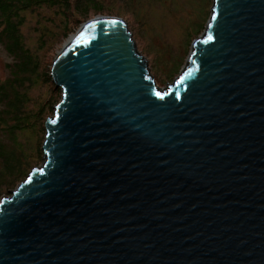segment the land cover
Wrapping results in <instances>:
<instances>
[{"label":"water","instance_id":"1","mask_svg":"<svg viewBox=\"0 0 264 264\" xmlns=\"http://www.w3.org/2000/svg\"><path fill=\"white\" fill-rule=\"evenodd\" d=\"M51 76L45 162L0 202V264H264V0H214L167 89L106 15Z\"/></svg>","mask_w":264,"mask_h":264},{"label":"rangeland","instance_id":"2","mask_svg":"<svg viewBox=\"0 0 264 264\" xmlns=\"http://www.w3.org/2000/svg\"><path fill=\"white\" fill-rule=\"evenodd\" d=\"M209 1L210 7H206L207 0H199L198 3H196V0H142V3L138 7L140 16L138 20L128 7V0H105V12L104 14H99V16H118L127 22L128 29L135 40L138 52L148 61L151 75L160 88L167 89L180 75L190 55L194 39L189 41L187 37H199L204 32L196 35V24H200L201 26L202 24L207 25L214 0ZM24 19L25 23L21 31L24 35L27 48H30L32 52H37L39 55L45 54L46 47H41L39 45V38L46 28L51 27V24L54 22L59 23L61 18L58 17L53 10L43 7L39 10L29 11L25 14ZM66 41L55 45V49L52 47L49 49V54L52 55V57L48 59L50 61V76L54 60L64 47ZM15 61L16 59L10 56L0 44V85L8 80H12V68ZM173 63H177L179 67V72L176 74V67H174ZM172 75L174 76L170 79ZM34 78L35 76H33L30 82H27V85L24 86L23 89V91L27 92L29 98V103L27 105L28 111H35L38 103L41 101L45 102L44 100L47 98V101H49L51 96H53V101L56 99L57 102L61 101L62 91L60 88H56V92L59 93L56 94L49 90L50 86L48 87L45 82L42 84V80L39 78L38 82L33 83ZM51 82L53 83L51 85L55 88L56 85L52 80V76ZM47 107H49V105ZM55 107L52 112L50 111V113L45 114L44 118L39 122L40 125L42 122H44L45 125L47 119L54 116ZM16 108V106H12L10 108L11 113H15ZM35 121V118L32 116L20 121L24 126H28L25 131H29L26 132V136H22V139L25 144L29 141V146L34 149L36 148V150L39 149L41 152L45 141L46 130L44 135ZM2 128L3 127H0V140L5 138L11 149L10 151H4L3 156L13 160L18 159L20 157L19 153L25 150L24 146L18 144V141H21V136L19 133L10 130L14 128L13 125L8 127L5 131H2ZM13 137L15 140L14 145L10 140V138L13 140ZM44 162L45 159L43 157V160L40 161L38 165L34 166V168L41 166ZM20 184L21 183H19L18 186ZM16 188L4 190L5 193L1 200L4 197H10L11 192L16 190Z\"/></svg>","mask_w":264,"mask_h":264},{"label":"trees","instance_id":"3","mask_svg":"<svg viewBox=\"0 0 264 264\" xmlns=\"http://www.w3.org/2000/svg\"><path fill=\"white\" fill-rule=\"evenodd\" d=\"M198 1L196 0V3ZM141 3L142 0H128L127 3L138 20L140 18L138 7ZM43 7L53 10L61 19L59 23H52L51 27L46 28L40 36L39 45L46 47V53L39 55L27 48L21 28L25 23L26 13ZM206 7H210L209 0H207ZM104 12L105 0H0V44L10 56L16 59L12 68V80L0 85V127H3L2 131H5L13 125L14 128L10 130L19 133L21 141H18V144L25 147V150L19 153L18 159L5 158L3 152L11 149L5 138L2 137L4 141L0 140V201L6 190L16 188L19 183L27 179L34 166L38 165L44 157L42 150L40 152L39 149L36 150V148L29 146V141L25 144L22 136H26V132H29L25 131L28 126H24L20 121L30 116L34 117L35 123L45 135L44 122L41 125L39 122L45 114L52 112L59 103L56 101L57 99L53 101V96H51L49 101L47 98L44 100L45 102L38 103L35 111H28L29 98L27 92L23 91L24 86L35 76L33 83L41 79L42 84L45 82L48 87L50 86V91L59 94L56 92V86L54 88L51 85L53 83L49 74L50 61L48 59L52 55L49 54V49L51 47L55 49V45L66 41L80 29L83 23L99 16V14H104ZM200 26V24H196V35L205 30L206 25ZM197 38V36L195 38L187 37L189 41ZM173 64L176 67V74L179 72V67L177 63ZM48 105L49 107H47ZM12 106L17 107L15 113L10 111ZM14 137L13 140L10 138L13 145L15 143Z\"/></svg>","mask_w":264,"mask_h":264},{"label":"snow or ice","instance_id":"4","mask_svg":"<svg viewBox=\"0 0 264 264\" xmlns=\"http://www.w3.org/2000/svg\"><path fill=\"white\" fill-rule=\"evenodd\" d=\"M209 39H211V37H209Z\"/></svg>","mask_w":264,"mask_h":264}]
</instances>
